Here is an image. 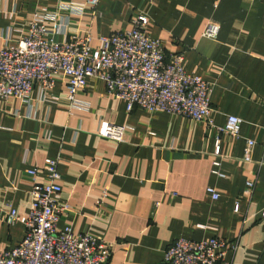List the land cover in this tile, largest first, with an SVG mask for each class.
I'll return each instance as SVG.
<instances>
[{
    "label": "crops",
    "instance_id": "obj_1",
    "mask_svg": "<svg viewBox=\"0 0 264 264\" xmlns=\"http://www.w3.org/2000/svg\"><path fill=\"white\" fill-rule=\"evenodd\" d=\"M78 1L0 0V48L21 35L38 9ZM141 12L167 57L184 55L187 73L211 85L214 126L140 108L128 112L95 78L73 110L65 83L50 95L57 102H44L37 86L26 107L0 100V205L11 203L27 219L29 171L45 183L46 160L59 159L60 201L71 207L59 226L111 243L110 264H160L178 239L202 241L218 231L230 264H264V0H101L93 22L67 14L65 22L71 33L90 31L96 46L100 36L131 30ZM211 22L220 26L216 40L202 37ZM229 116L243 121L241 138L218 132ZM103 122L127 127L126 142L102 138ZM247 139L257 143L250 163L243 160ZM215 162L223 176L214 174ZM22 221L0 223V251L22 242Z\"/></svg>",
    "mask_w": 264,
    "mask_h": 264
},
{
    "label": "built area",
    "instance_id": "obj_2",
    "mask_svg": "<svg viewBox=\"0 0 264 264\" xmlns=\"http://www.w3.org/2000/svg\"><path fill=\"white\" fill-rule=\"evenodd\" d=\"M100 3L101 0H80L59 3L56 11L38 9L20 36L8 38L0 48V100L26 107L38 86L44 102H57L50 95L56 83L63 82L70 109H78L82 106L78 95L88 79L95 78L105 84L110 96L127 103L128 112L135 108L149 113L163 112L213 127L211 85L203 77L187 73L184 55L167 57L164 43L148 34L150 21L145 12L134 20L131 30L100 36L96 46L90 31L69 32L66 14L88 17L93 22ZM48 22H54L55 27L49 28ZM219 32L220 26L211 22L202 37L216 40ZM242 125L240 118L229 116L226 126L218 132L241 138ZM99 135L124 143L128 129L103 122ZM256 144L253 139L246 140L245 162L253 161ZM214 165V174L223 176L219 171L221 163ZM45 170V183L38 181L36 170L29 171L34 187L27 219L22 221L11 203L0 205V223L14 226L22 221L25 226L22 242L12 250L0 251V264H110L111 243L89 234L76 235L72 227L59 226L62 216L71 211L69 205L60 201L59 159H47ZM255 184L248 182V190L253 191ZM207 191L214 200L220 198L214 188ZM227 251L228 243L218 231L213 238L202 241L178 239L167 248L160 264H230L226 260Z\"/></svg>",
    "mask_w": 264,
    "mask_h": 264
}]
</instances>
